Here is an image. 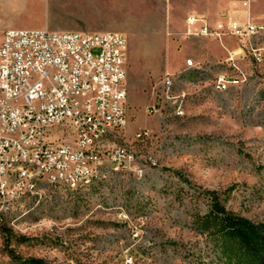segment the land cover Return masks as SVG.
<instances>
[{
  "label": "rangeland",
  "instance_id": "rangeland-1",
  "mask_svg": "<svg viewBox=\"0 0 264 264\" xmlns=\"http://www.w3.org/2000/svg\"><path fill=\"white\" fill-rule=\"evenodd\" d=\"M18 29L44 21L70 29L124 32L128 38V114L111 144H126L145 162L140 178L105 173L90 187L71 189L43 178L37 192L4 197L0 264H237L212 224L209 191L255 222L264 221V72L244 64L240 85L218 91L227 49L216 40L187 37L189 14L216 19L229 8L209 0H30L19 4ZM264 18V12H254ZM43 28V27H42ZM54 28H51L53 30ZM67 29V28H64ZM4 30L0 29V32ZM233 45V41H227ZM206 62L188 67L186 60ZM175 75L164 96L165 75ZM158 111L151 112L152 104ZM150 130L149 137L135 133ZM66 131L60 141L73 143Z\"/></svg>",
  "mask_w": 264,
  "mask_h": 264
},
{
  "label": "built area",
  "instance_id": "built-area-1",
  "mask_svg": "<svg viewBox=\"0 0 264 264\" xmlns=\"http://www.w3.org/2000/svg\"><path fill=\"white\" fill-rule=\"evenodd\" d=\"M257 1L232 0L231 9L216 19L193 13L185 20L187 37L216 40L227 49L221 62L226 67L213 79L218 91L228 88V81L244 83V64L264 72V18L253 12ZM128 50L127 35L117 30L0 32V215L13 204L4 205L6 194H34L43 178L79 189L84 173L126 167L139 178L147 172L146 161L157 164L153 154L140 158L129 145L111 144L127 124ZM205 64L186 60V66ZM176 79L165 75L163 97L180 100V110L174 112L181 115L185 91L173 93ZM150 111H158V105ZM102 128H115V135H102ZM66 131L73 143L60 141ZM150 135L143 128L135 138ZM8 172H20L14 189L6 188Z\"/></svg>",
  "mask_w": 264,
  "mask_h": 264
},
{
  "label": "trees",
  "instance_id": "trees-1",
  "mask_svg": "<svg viewBox=\"0 0 264 264\" xmlns=\"http://www.w3.org/2000/svg\"><path fill=\"white\" fill-rule=\"evenodd\" d=\"M211 198V221L215 230L224 236L228 249L237 264H264V221L230 210L216 191H209ZM29 264H49L42 257H30Z\"/></svg>",
  "mask_w": 264,
  "mask_h": 264
},
{
  "label": "crops",
  "instance_id": "crops-1",
  "mask_svg": "<svg viewBox=\"0 0 264 264\" xmlns=\"http://www.w3.org/2000/svg\"><path fill=\"white\" fill-rule=\"evenodd\" d=\"M30 0H0V29L7 30V29H13L15 27V19L18 16L19 13V4H28ZM212 3H221L226 4L229 6V8H226V10L231 9V3L232 0H209ZM253 12H264V0H258L254 6H253ZM41 28L36 29H50L54 28L53 30H67L70 29V26L67 27H56L52 25L49 21H44ZM67 28V29H64ZM28 29V28H27ZM98 30H104V29H82V31H98Z\"/></svg>",
  "mask_w": 264,
  "mask_h": 264
},
{
  "label": "bare ground",
  "instance_id": "bare-ground-1",
  "mask_svg": "<svg viewBox=\"0 0 264 264\" xmlns=\"http://www.w3.org/2000/svg\"><path fill=\"white\" fill-rule=\"evenodd\" d=\"M188 67H197V66H188ZM237 83L235 81H228V88L234 84ZM215 88L218 89V83H215ZM228 88H222V91L227 90ZM176 110H180V107H178ZM102 135H115V128H102ZM111 169L112 172L118 173V174H130L131 171L127 170L126 167H113L107 168ZM103 175V171H94L93 173H84L81 174L79 177V189L80 188H88L93 184L97 179H99ZM144 175V172H141L140 177ZM20 179V172H8L6 174V188L7 189H14V184L18 182ZM51 179V178H49ZM66 186V184H63ZM71 189H78V188H71ZM25 193H9L6 194V196L10 195L11 198H17L22 197Z\"/></svg>",
  "mask_w": 264,
  "mask_h": 264
}]
</instances>
